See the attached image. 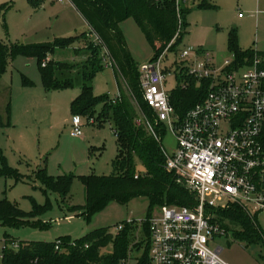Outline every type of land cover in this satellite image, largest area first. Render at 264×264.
Segmentation results:
<instances>
[{"label":"rangeland","instance_id":"1","mask_svg":"<svg viewBox=\"0 0 264 264\" xmlns=\"http://www.w3.org/2000/svg\"><path fill=\"white\" fill-rule=\"evenodd\" d=\"M52 1L0 0V42L8 47L53 44L62 39H73L72 45L64 49L55 48L51 55L53 63L70 68L63 70L62 77V80L71 81L69 88L45 89L35 58L7 57L5 72L0 78V170L6 165L18 171L24 179L16 183L13 178L0 175V201H7L25 213L33 212L34 207L40 211L33 214L28 224L0 225V254L4 247L13 249L12 242L74 243L88 233L104 228L116 237L119 234L117 228L131 222L133 229L128 235L131 251L126 264H137L144 258L147 245L142 223L159 207H154L150 213L149 200L140 197L127 204L109 202L89 219L70 210L84 205L85 190L77 177H108L113 173L116 139L110 123L103 126V123L90 125L82 121V137L70 136L73 118L70 105L80 94L83 83L80 72L90 57L86 47L94 44L100 48L101 42L91 33L83 17L71 8L70 0ZM202 1L196 0L186 15V28L178 37L182 41L164 61V66L173 69L166 84L169 92L177 85L174 72L180 76V68L184 67L181 73L186 75L188 64L184 65L180 53L187 48L194 51L187 61L201 60L195 54L201 56L200 52H207L217 69L224 61L232 62L235 58L227 42L230 32L235 33L236 44L241 51L264 53V0H215L210 9L200 8ZM238 14L244 18L238 19ZM119 29L125 50L139 71L154 58L153 48L132 17L123 20ZM99 55L103 68L90 82L93 96L122 97L117 99L119 103L124 104L125 101L134 107V124L144 126L145 131L154 137L117 62L105 48L100 49ZM23 80L29 83H23ZM175 145L174 136L168 128L164 129L160 138L163 151L170 154ZM44 164L49 176L73 175L77 178L65 199L52 192L45 193L42 185L34 180V171L38 165L42 167ZM135 172L144 174L138 160ZM206 201L215 208L213 218L227 229H224V235L214 238L210 248H221L220 258L227 264H262L261 247L237 240L235 234L239 227L219 216L218 210L224 209L228 202L213 201V197H206ZM251 218L264 235V212H252ZM136 244H139L138 250ZM100 254L110 255L111 246L101 250Z\"/></svg>","mask_w":264,"mask_h":264},{"label":"trees","instance_id":"2","mask_svg":"<svg viewBox=\"0 0 264 264\" xmlns=\"http://www.w3.org/2000/svg\"><path fill=\"white\" fill-rule=\"evenodd\" d=\"M73 7L83 17L101 42L100 48L94 44H88L86 51L89 59L80 72L83 81L80 94L71 102V114L82 119H93L94 124L110 123L115 136L116 156L112 162L113 173L108 177L87 175L77 177L84 187V205L70 208L73 212H80L89 219L100 212L109 202L127 204L135 198L146 197L150 204V213L154 207L166 204L181 207H193V195L182 184H177L176 177L164 170L165 156L158 139L163 135L164 129L153 122L152 112L143 101V95L139 86L138 71L130 60L123 44V38L119 24L128 17H132L154 51V58L160 56L174 39L177 32V19L173 0H70ZM200 8H213V5L203 0ZM190 10L184 11L183 26L186 28V15ZM182 38H178L173 49L178 46ZM228 47L235 55V60L241 63L244 59H251L254 55L250 51H241L236 44V35L230 32ZM73 39H62L53 44H41L28 47L13 45L8 47L0 42V78L5 72L8 55H18L35 58L39 66L41 82L45 89H65L72 86L71 81L62 80L63 70L70 68L67 65L55 64L50 58L55 48H67L72 45ZM105 48L110 56L119 65L126 85L133 97L137 108L150 123L155 136L148 134L144 126L134 124V107L119 100L112 103L109 96L94 97L90 82L94 75L102 70L100 65V49ZM172 49V50H173ZM152 59V60H153ZM47 60V62H45ZM91 63L88 65V62ZM178 86L170 93L171 105L177 115L182 119L185 114L200 102L207 91V83L203 82L197 87L194 78L183 75L177 76ZM183 82V83H181ZM23 83H29L23 80ZM182 84H187L183 89ZM101 106V107H100ZM99 111L97 112V108ZM96 114V115H95ZM101 127V126H99ZM264 143V135L262 138ZM138 160L144 174L137 175L135 162ZM3 177L13 178L14 181H23L18 171L3 165L0 170ZM73 175L60 177L49 176L45 164L34 171V180L44 188V192H52L62 199L70 193L74 179ZM40 209L34 207V211L25 213L7 201H0V225L16 226L30 222L35 212ZM215 211V210H214ZM213 209L208 210V213ZM221 218L237 225L239 231L235 238L248 245L260 246L264 264V235L255 225L253 219L240 207L232 205L229 208L218 210ZM142 223V228L147 237L145 256L137 264H149V232L148 219ZM217 222V220L214 218ZM219 223V222H218ZM132 224H125L116 237H113L108 229H98L88 233L74 243L59 241L56 243L24 242L19 244L16 250L2 249L0 264H124L128 261L129 232ZM220 224V223H219ZM221 225V224H220ZM221 227L225 229L222 225ZM227 231V229H225ZM11 244H14L12 242ZM111 246V254L101 255V250ZM139 249V244L135 245Z\"/></svg>","mask_w":264,"mask_h":264},{"label":"built area","instance_id":"3","mask_svg":"<svg viewBox=\"0 0 264 264\" xmlns=\"http://www.w3.org/2000/svg\"><path fill=\"white\" fill-rule=\"evenodd\" d=\"M173 1L176 35L160 56L139 69L138 80L153 122L168 128L175 138V149L170 154L162 149L164 170L193 195L194 206L164 205L148 219L149 264H227L220 258L221 248H210L214 238L225 231L213 213H208L215 208L206 197L226 200L224 209L235 205L250 217L252 212H264V56L254 53L241 63L234 58L217 69L207 52L195 54L201 60L188 62L194 51L183 50L180 59L188 64L186 75L197 85L206 82L207 91L180 119L171 105V91L166 90L173 69L164 66V61L184 28V11L190 10L195 0ZM183 71L184 67L180 68V74ZM178 75L174 72L176 87ZM117 99L119 95L112 98V103ZM84 122L94 124L93 119ZM146 123L156 137L150 123ZM71 127V137H82L80 117L72 118ZM121 230L119 226L117 231ZM17 248L14 243L13 249Z\"/></svg>","mask_w":264,"mask_h":264},{"label":"crops","instance_id":"4","mask_svg":"<svg viewBox=\"0 0 264 264\" xmlns=\"http://www.w3.org/2000/svg\"><path fill=\"white\" fill-rule=\"evenodd\" d=\"M50 1H52V0H50ZM196 1V0H195ZM208 3H210L211 5H213L212 4V2L213 1H215V0H206ZM53 2V1H52ZM58 2H62V0H60V1H58ZM71 8H73L75 11H77L73 6H72V4H71ZM191 10V9H190ZM78 12V11H77ZM244 17H242L241 16V14H238V19H243ZM84 20V19H83ZM253 53H258L259 55H262V56H264V53H259V52H256V51H253ZM51 58V57H50ZM112 99V98H111ZM80 120L82 121V122H84V119H82L81 117H80ZM39 167H41L40 165H38V168Z\"/></svg>","mask_w":264,"mask_h":264}]
</instances>
